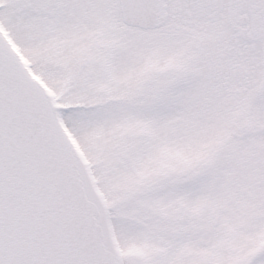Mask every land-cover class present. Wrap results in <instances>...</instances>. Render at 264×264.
I'll return each mask as SVG.
<instances>
[{
    "label": "snow or ice",
    "instance_id": "6c2138e0",
    "mask_svg": "<svg viewBox=\"0 0 264 264\" xmlns=\"http://www.w3.org/2000/svg\"><path fill=\"white\" fill-rule=\"evenodd\" d=\"M0 264H264V0H0Z\"/></svg>",
    "mask_w": 264,
    "mask_h": 264
}]
</instances>
